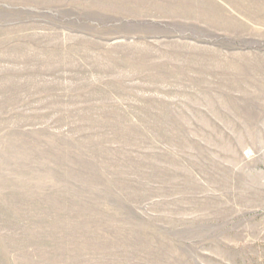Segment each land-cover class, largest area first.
I'll use <instances>...</instances> for the list:
<instances>
[{
  "label": "rangeland",
  "instance_id": "1",
  "mask_svg": "<svg viewBox=\"0 0 264 264\" xmlns=\"http://www.w3.org/2000/svg\"><path fill=\"white\" fill-rule=\"evenodd\" d=\"M0 264H264V0H0Z\"/></svg>",
  "mask_w": 264,
  "mask_h": 264
}]
</instances>
